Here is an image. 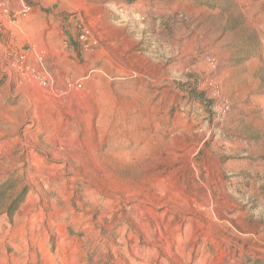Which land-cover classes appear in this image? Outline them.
Wrapping results in <instances>:
<instances>
[{
  "label": "rangeland",
  "instance_id": "374dc122",
  "mask_svg": "<svg viewBox=\"0 0 264 264\" xmlns=\"http://www.w3.org/2000/svg\"><path fill=\"white\" fill-rule=\"evenodd\" d=\"M0 264H264V0H0Z\"/></svg>",
  "mask_w": 264,
  "mask_h": 264
}]
</instances>
